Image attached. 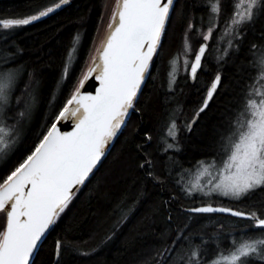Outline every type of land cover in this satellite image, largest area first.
<instances>
[{
	"label": "snow or ice",
	"instance_id": "obj_1",
	"mask_svg": "<svg viewBox=\"0 0 264 264\" xmlns=\"http://www.w3.org/2000/svg\"><path fill=\"white\" fill-rule=\"evenodd\" d=\"M68 3L69 0H52L29 13L0 15V39ZM177 4L178 0H115L107 35L96 48V55L88 53L91 64L80 67L78 74L73 70V57L78 53L79 33L72 38L49 106L56 99V91L66 93V98L53 108L46 130L26 154L0 172V264H45V255L48 264L53 260L60 264L62 249L73 248L72 241L63 239L55 240L47 253L44 245L76 194L99 171L132 115L144 110L141 97L151 76L153 58H158V50H162V38L171 27ZM203 6L206 11L199 16L198 24H193L190 10L180 9V14L186 16L183 61L179 57L172 61L167 74V90L174 92L181 71L192 81H197L198 72H209L199 106L185 125L189 129L214 96L224 91L223 65L240 51L248 31L255 30L259 22L264 36V0H231L230 8L226 0H204ZM189 33L192 39L199 38L194 51ZM22 52L19 47L15 52L0 50V162L6 164L15 151L23 124L31 119L38 102L39 63L27 69L16 60ZM247 53L246 63L238 68L243 73L242 95L228 128L220 134L219 161H198L197 179L182 190L187 196L198 193L226 197L245 204L247 209L208 202L186 211L226 213L248 223L241 228L239 239L229 232L231 243L226 249L220 247L215 233L209 238L201 236L200 243L195 244L191 234L177 230L174 239L154 252L155 264H264V214L249 206L251 201L264 207V199H257L264 197V43L249 42ZM212 61L215 66L209 70L207 65ZM84 64L88 65V60ZM25 74L27 82L18 90ZM90 78L99 82L95 94L82 91ZM181 110L178 105L169 113L162 137L163 151L179 150L177 114ZM61 121H71L72 130L61 131L57 126ZM151 141V134L145 131L143 141L134 145L137 167L153 181L163 183L151 170ZM118 208V223H122L127 219V210ZM209 240L216 251L205 260Z\"/></svg>",
	"mask_w": 264,
	"mask_h": 264
},
{
	"label": "trees",
	"instance_id": "obj_2",
	"mask_svg": "<svg viewBox=\"0 0 264 264\" xmlns=\"http://www.w3.org/2000/svg\"><path fill=\"white\" fill-rule=\"evenodd\" d=\"M51 2L52 0H0V15L29 13ZM106 2L107 0H69L67 5L61 6L48 17L12 31L6 39H0V50L15 52L17 47L23 49L16 60L27 69L31 70L39 63L40 77L38 102L31 122L23 125L25 128L21 132L19 143L11 154L9 163L0 164V172L15 158L26 154L46 130L53 108L66 98V93L62 95L61 91H56V99L49 106L61 73L62 60L77 33L80 42L78 53L73 57V70L78 74L80 67L89 66L88 53L93 48ZM196 5L195 0L180 1L176 23L163 37L162 50H158V58L154 57L150 68L151 76L141 97L140 106L144 110L132 115L127 128L115 141L99 171L76 194L57 226L49 232L44 245L46 253L52 250L57 239L73 242V248L62 249L60 264H155L152 259L154 252L174 239L177 230H183L186 235L195 231L194 236L197 234V237L203 235L209 238L214 233L218 234V227L224 225L221 221L213 220V215L191 214L186 209L208 202L213 206L218 202L224 207L246 209L241 202L218 196L188 198L177 183V175L181 170L193 168L198 161L219 157L220 134L226 130L231 116H234L242 95L240 87L244 81L240 77L243 73L238 68L246 63L248 55V44L244 42L240 51L225 63L224 91L219 97L214 96L207 110L190 129L185 127L192 120L194 110L204 93L198 92L201 81L191 84L184 77L176 85V91L169 92L165 69L167 61L179 46L186 20V16L180 14V9L197 14L202 9ZM254 34L255 31L251 30L248 39L252 40ZM85 60H88V65L84 64ZM208 78L209 73L204 74L202 83ZM26 82L25 74L19 82L18 90ZM178 105L182 109L177 114L179 131L176 140L179 150L163 151L162 137L169 113ZM145 131L152 136L148 150L153 161L151 170L163 179V183L153 181L137 167L138 157L134 145L143 141ZM257 199L264 197L258 196ZM118 206L127 210V219L122 223H118ZM249 206H254L259 214H264V207L258 203L253 205L249 201ZM113 232L115 234L112 238L106 239ZM205 247L208 250L205 260H208L215 253L216 247L211 240ZM44 260L48 264L46 255ZM52 264H55L54 260ZM252 264L259 263L253 261Z\"/></svg>",
	"mask_w": 264,
	"mask_h": 264
},
{
	"label": "rangeland",
	"instance_id": "obj_3",
	"mask_svg": "<svg viewBox=\"0 0 264 264\" xmlns=\"http://www.w3.org/2000/svg\"><path fill=\"white\" fill-rule=\"evenodd\" d=\"M115 4V0H107L106 2V6H105V9H104V12H103V17H102V21H101V25L99 27V30H98V33H97V36L95 38V42H94V45H93V48L91 50V54L94 56L96 55V48H98L102 42V40L106 37L107 35V32H108V28H107V24L109 22V16H110V12H111V9L113 7V5ZM197 5H200L199 3ZM198 8H201V5L198 6ZM178 9V7H177ZM206 9L205 8H202V11L201 12H198L197 14L195 12H191V15L193 16V24H198L199 23V16L203 13H205ZM177 14V13H176ZM177 15H175L172 19V24H171V28L173 27V25L176 23V20H177ZM197 21V23L195 22ZM185 23H186V20H185ZM185 23H184V27H183V30H182V35H181V39H180V43H179V46L175 52V54L167 61V67L165 69V79L168 80V72L170 71V68H171V64H172V61H174L177 57L180 58V61L182 63L183 61V32H184V28H185ZM215 35V33H214ZM165 38V37H164ZM164 38H162L164 40ZM189 39L192 41V49L193 51L197 48L198 46V42H199V38H196V39H192V34L189 33ZM237 53V52H236ZM235 53V54H236ZM189 59H191V54L189 56ZM227 59V58H226ZM91 64V58L89 59V65ZM208 66V65H207ZM186 77L187 78V73H184L183 71H181L178 75H177V80H176V85H178V83L182 80V78ZM189 78H187L188 80ZM235 114V112H234ZM232 119V118H231ZM31 122V119L30 120H27L23 125L25 126V124L27 123H30ZM23 126V129L25 128ZM228 127H226L227 129ZM20 140V138H19ZM19 140L17 142V144L19 143ZM16 144V145H17ZM16 148V146H15ZM219 157H220V153H219ZM219 157L217 158V161H219ZM205 163H208L210 162L211 160H203ZM3 163V162H0V164ZM197 168H198V164L195 165L193 168H189V169H183L181 170L178 175H177V179L180 180V183H178V186L180 187L181 191L183 192V194L188 197V198H191L193 196H197V197H203V198H212V197H215V195H213L212 197H205V196H202L198 193H194L192 196H187L185 194V192L182 190V187L184 186H191V183L194 182L196 179H197ZM218 197H222V196H218ZM222 198H226V197H222ZM228 199V198H227ZM215 205L214 206H221L218 202L214 203ZM198 206H202V205H198ZM197 206V207H198ZM241 210H246L244 208H240ZM214 216V219L215 221H221L224 223V225H222L223 227H218V236L220 238V247L221 248H228L230 246V239H229V232H231L237 239L240 238V233H241V228L243 227V225L247 224L246 221L244 220H241V219H237V218H233V217H229V216H223V215H213ZM211 219V218H210ZM243 221V222H242ZM251 229H248V231H250ZM194 233L195 231H193L191 233V239L193 241H195V244H199L200 243V239L201 237H197L196 235L194 236ZM203 236V235H202ZM204 237V236H203ZM197 241V242H196ZM199 242V243H198ZM210 242V240H209ZM213 244V243H212ZM215 246V245H214ZM211 256V255H210ZM213 256V255H212ZM212 256L209 259L212 258Z\"/></svg>",
	"mask_w": 264,
	"mask_h": 264
},
{
	"label": "flooded vegetation",
	"instance_id": "obj_4",
	"mask_svg": "<svg viewBox=\"0 0 264 264\" xmlns=\"http://www.w3.org/2000/svg\"><path fill=\"white\" fill-rule=\"evenodd\" d=\"M180 1L181 0H178V4H177V7L179 6V4H180ZM196 2H197V4L199 3L200 5H201V8L200 9H202V8H204V6H203V4H204V0H195ZM226 4H227V6L230 8L231 7V0H226ZM200 5H196V6H200ZM199 21V20H198ZM251 30H249L248 31V33L250 32ZM255 34H254V38H252V40H249L248 39V33H247V37H246V39H245V41L244 42H247V44H248V47H249V42H255V43H257L258 45L259 44H261V43H264V36H262L261 35V31H262V28H261V24L258 22L257 23V25H256V27H255ZM243 42V43H244ZM215 66V62L214 61H212V62H210L209 64H208V66H207V68L210 70L212 67H214ZM224 69H225V64L223 65V72H224ZM206 73H209L208 71H206L204 74H206ZM204 74L203 75H201V74H199V72H198V79H197V81H195V83H199L200 81H201V84H199L198 85V92L200 93V94H202V92H204V88H205V84H206V82L208 81V79L204 82V84L202 83V80L204 79ZM194 83V84H195ZM202 98V97H201ZM200 101H201V99H200ZM200 101H199V103H200ZM212 102V101H211ZM210 102V103H211ZM199 103H198V106H199ZM210 103H209V105H210ZM197 106V107H198ZM207 109H205V111H206ZM204 111V112H205ZM203 113V112H202ZM202 113H200V115L202 114ZM200 115L197 117V120H196V122L198 121V119L200 118ZM233 116V115H232ZM232 116H231V118H232ZM230 118V119H231ZM195 122V123H196ZM194 123V124H195ZM192 127V126H191ZM251 231V230H250ZM256 263H259L260 264V262L259 261H255Z\"/></svg>",
	"mask_w": 264,
	"mask_h": 264
},
{
	"label": "water",
	"instance_id": "obj_5",
	"mask_svg": "<svg viewBox=\"0 0 264 264\" xmlns=\"http://www.w3.org/2000/svg\"><path fill=\"white\" fill-rule=\"evenodd\" d=\"M154 59V58H153ZM189 81L191 84H194L195 81H192L190 78H189ZM99 86V82L96 81L95 79H92L90 78L86 83H85V87L84 89H82V91H86V92H90L92 94H95V88ZM211 102V101H210ZM209 102V103H210ZM197 118L195 119L194 122L191 123V126H193V124L196 122ZM61 131H71L72 130V124H71V121H61L58 123L57 125ZM115 143V142H114ZM199 207V206H198ZM187 210V209H186ZM188 212V211H186ZM190 213V212H188ZM191 214H205V215H223V216H229V217H232L231 215L229 214H226V213H191ZM233 218H236V217H233ZM237 219H240V218H237Z\"/></svg>",
	"mask_w": 264,
	"mask_h": 264
},
{
	"label": "bare ground",
	"instance_id": "obj_6",
	"mask_svg": "<svg viewBox=\"0 0 264 264\" xmlns=\"http://www.w3.org/2000/svg\"><path fill=\"white\" fill-rule=\"evenodd\" d=\"M199 3H200V2H199ZM92 79H94V78H92ZM229 123H230V122L227 123V127L229 126ZM194 207H197V206H194ZM192 208H193V207H192Z\"/></svg>",
	"mask_w": 264,
	"mask_h": 264
}]
</instances>
